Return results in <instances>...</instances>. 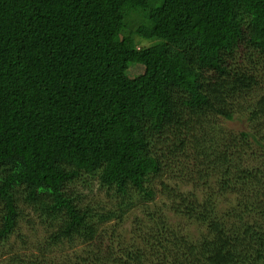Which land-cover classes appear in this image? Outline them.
Masks as SVG:
<instances>
[{
	"label": "trees",
	"instance_id": "16d2710c",
	"mask_svg": "<svg viewBox=\"0 0 264 264\" xmlns=\"http://www.w3.org/2000/svg\"><path fill=\"white\" fill-rule=\"evenodd\" d=\"M0 264H264V0H0Z\"/></svg>",
	"mask_w": 264,
	"mask_h": 264
},
{
	"label": "rangeland",
	"instance_id": "374dc122",
	"mask_svg": "<svg viewBox=\"0 0 264 264\" xmlns=\"http://www.w3.org/2000/svg\"><path fill=\"white\" fill-rule=\"evenodd\" d=\"M130 75L132 77L137 76L138 75V68L137 67H132L130 69ZM227 125H229L230 127L236 128V129L239 127L238 124H235L233 122H231V124L229 123ZM84 185H85V183H82L81 182V185L78 186L80 188H78L77 190H80V191H82V193H84L85 195H87L88 196V200L101 201L102 199L105 198V191L100 190L97 187L96 184L94 185V188H93V191L92 192L88 188L86 190L84 188ZM180 185H182V184H180ZM183 190H185V191L188 192V191L192 190V186L191 185H183ZM233 198H235V195H229L228 196V199H230V200H232ZM131 222L132 221L130 220V222H128V224L125 225V229L128 232L131 229ZM173 223H175L180 230H183L186 233V235H190V236H192L194 238H198L199 234L200 233H203L202 230H201V228H199L198 226L190 223L189 221H187L185 219L174 218L173 219ZM41 230L42 229H38V233H37L38 236H41L43 234L41 232ZM24 233L26 235H29L30 234V232H28L26 230H24ZM32 237L34 238V235L33 236H30L29 238L32 239ZM29 241H32V240H29Z\"/></svg>",
	"mask_w": 264,
	"mask_h": 264
}]
</instances>
